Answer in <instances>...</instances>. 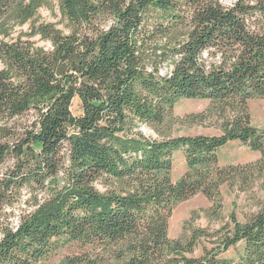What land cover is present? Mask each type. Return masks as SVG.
Masks as SVG:
<instances>
[{"label": "trees", "instance_id": "16d2710c", "mask_svg": "<svg viewBox=\"0 0 264 264\" xmlns=\"http://www.w3.org/2000/svg\"><path fill=\"white\" fill-rule=\"evenodd\" d=\"M48 2L0 0V30ZM59 6L70 32L33 25L51 48L0 42V264H44L72 242L93 251L59 264H264V205L243 221L233 212L218 228L169 234L177 204L202 193L220 218L223 184L248 190L264 175V128L249 105L264 99V0ZM181 98L208 100L190 117L221 134L147 136L142 125L174 123ZM234 140L260 157L221 164L219 149ZM178 149L186 169L174 180Z\"/></svg>", "mask_w": 264, "mask_h": 264}, {"label": "rangeland", "instance_id": "374dc122", "mask_svg": "<svg viewBox=\"0 0 264 264\" xmlns=\"http://www.w3.org/2000/svg\"><path fill=\"white\" fill-rule=\"evenodd\" d=\"M230 5L235 0H222ZM7 35L0 30V42L3 39L15 40L19 37L22 39L30 38L38 47L49 49L52 42L41 36L34 34L33 25L52 24L64 33L70 32L72 29L66 17L62 14L59 0H49L48 4L43 5L36 17L26 23H20L13 17L6 18ZM2 67L0 62V68ZM165 67V66H164ZM167 67L163 69L165 73ZM167 73V72H166ZM250 113L253 123L264 128V99L250 100ZM210 103L203 99L181 98L175 105V116L173 124L166 123L160 130H156L146 125H142L141 129L147 136L152 138H161L162 135L172 136H194L198 134L220 135L221 130L214 121L206 120L204 123L193 122L191 115L199 114L208 110ZM72 111L75 115L82 113L81 103L75 98L72 105ZM32 119V115L26 118H18L15 120L17 128L23 125L27 120ZM20 122V123H19ZM221 164L226 163H247L260 157V153L253 151L241 142H229L219 149ZM174 169L173 178L177 180L185 171L186 164L183 151L178 149L173 154ZM98 188L104 190V180L98 183ZM222 201V215L220 218L212 216L210 207L212 202L202 193H198L190 199L176 205L169 221V234L172 238H186L191 230L195 227H209L215 229L220 227L224 222L230 220L231 213H235L239 220L243 221L248 216L256 212L264 205V175L256 180L255 184L248 190H240L237 186L230 187L223 184L220 188ZM17 222V219H14ZM93 251L90 246L83 247L81 244L72 242L65 246H61L54 253L43 260L44 264L62 263L67 255ZM203 253L202 246H198L194 252L195 256H201ZM227 255L235 258L237 252L231 249Z\"/></svg>", "mask_w": 264, "mask_h": 264}, {"label": "crops", "instance_id": "0c3cea01", "mask_svg": "<svg viewBox=\"0 0 264 264\" xmlns=\"http://www.w3.org/2000/svg\"><path fill=\"white\" fill-rule=\"evenodd\" d=\"M237 140H234V141H230V142H236Z\"/></svg>", "mask_w": 264, "mask_h": 264}]
</instances>
